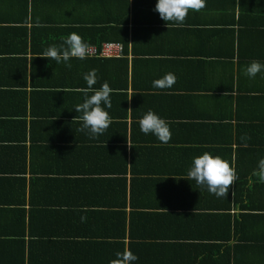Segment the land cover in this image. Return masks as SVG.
I'll return each mask as SVG.
<instances>
[{
    "label": "crops",
    "instance_id": "0c3cea01",
    "mask_svg": "<svg viewBox=\"0 0 264 264\" xmlns=\"http://www.w3.org/2000/svg\"><path fill=\"white\" fill-rule=\"evenodd\" d=\"M155 3L0 0V264H109L125 249L135 264H264V73L243 72L264 62V0H205L168 25ZM72 32L121 50L70 68L41 57ZM104 82L112 122L92 139L74 107ZM148 109L169 142L140 131ZM205 151L235 163L226 198L181 178Z\"/></svg>",
    "mask_w": 264,
    "mask_h": 264
},
{
    "label": "clouds",
    "instance_id": "9594fccd",
    "mask_svg": "<svg viewBox=\"0 0 264 264\" xmlns=\"http://www.w3.org/2000/svg\"><path fill=\"white\" fill-rule=\"evenodd\" d=\"M204 7L205 0H156L153 10L158 12L160 18L168 25V22L182 24L189 10L199 11ZM89 49L90 45L82 39L81 35L72 32L67 35L62 44L49 46L41 57L51 58L57 64L63 63L70 68V60L87 58ZM243 72L250 79L255 78L258 73H264V62L252 60L245 66ZM83 79L88 88L92 89L96 83V70L92 69L85 73ZM175 82V74L169 72L153 80L152 86L156 89H169ZM111 92L109 84L104 82L99 89H93L91 95L86 93L83 102L74 107L77 113L82 114L80 131L85 132L92 139L102 135L112 122L108 112V109L112 107ZM138 123L142 133L145 135L151 133L161 143H167L171 139L168 122L152 109L143 113ZM128 144L131 145L129 142ZM252 175L258 176L259 180L264 182V157L258 160ZM181 178L194 180L197 185L205 187L210 194L218 198H226L229 186L237 180V174L234 161L230 163L219 155L205 151L192 158L187 175ZM137 260V255L130 249H125L122 252L117 251L115 258L111 259L109 264H135Z\"/></svg>",
    "mask_w": 264,
    "mask_h": 264
},
{
    "label": "built area",
    "instance_id": "2783aa9c",
    "mask_svg": "<svg viewBox=\"0 0 264 264\" xmlns=\"http://www.w3.org/2000/svg\"><path fill=\"white\" fill-rule=\"evenodd\" d=\"M121 50V46H118L117 44L114 43H103L101 48H95L91 47L89 49V56H95V55H113L116 52H119Z\"/></svg>",
    "mask_w": 264,
    "mask_h": 264
},
{
    "label": "trees",
    "instance_id": "16d2710c",
    "mask_svg": "<svg viewBox=\"0 0 264 264\" xmlns=\"http://www.w3.org/2000/svg\"><path fill=\"white\" fill-rule=\"evenodd\" d=\"M91 42H94V41L91 40ZM123 45L126 46V42H123Z\"/></svg>",
    "mask_w": 264,
    "mask_h": 264
}]
</instances>
